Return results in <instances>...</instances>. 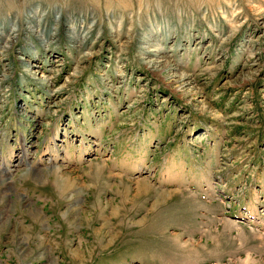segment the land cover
<instances>
[{
	"label": "rangeland",
	"instance_id": "374dc122",
	"mask_svg": "<svg viewBox=\"0 0 264 264\" xmlns=\"http://www.w3.org/2000/svg\"><path fill=\"white\" fill-rule=\"evenodd\" d=\"M0 192L25 258L264 264V0H0Z\"/></svg>",
	"mask_w": 264,
	"mask_h": 264
},
{
	"label": "crops",
	"instance_id": "0c3cea01",
	"mask_svg": "<svg viewBox=\"0 0 264 264\" xmlns=\"http://www.w3.org/2000/svg\"><path fill=\"white\" fill-rule=\"evenodd\" d=\"M37 186H34L36 189H43L44 185L36 183ZM5 186H2L1 191L5 190ZM4 188V189H3ZM3 189V190H2ZM4 193V192H3ZM1 194V192H0ZM10 194V193H9ZM1 196V195H0ZM6 200L2 197H0V210L5 209L6 207ZM2 214V212L0 211ZM5 216V215H4ZM10 220V218H9ZM0 222H1V217H0ZM4 230L0 228V264H55L54 259L52 258L53 255H45L43 251L39 250H33L29 255L26 256V258L23 255L26 254H21V253H15L10 250H6V245L4 243V238H3V232ZM35 242V241H32ZM31 244V243H30ZM31 246V245H30ZM33 246V245H32ZM43 247L42 241L35 242V248H40ZM36 262H33L35 261Z\"/></svg>",
	"mask_w": 264,
	"mask_h": 264
}]
</instances>
